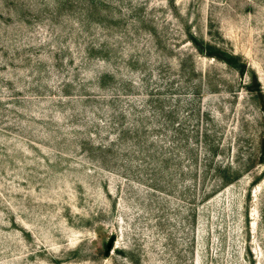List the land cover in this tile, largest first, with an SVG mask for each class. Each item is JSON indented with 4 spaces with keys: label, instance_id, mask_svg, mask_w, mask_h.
Returning <instances> with one entry per match:
<instances>
[{
    "label": "rangeland",
    "instance_id": "1",
    "mask_svg": "<svg viewBox=\"0 0 264 264\" xmlns=\"http://www.w3.org/2000/svg\"><path fill=\"white\" fill-rule=\"evenodd\" d=\"M263 152L264 0H0V264H264Z\"/></svg>",
    "mask_w": 264,
    "mask_h": 264
},
{
    "label": "trees",
    "instance_id": "2",
    "mask_svg": "<svg viewBox=\"0 0 264 264\" xmlns=\"http://www.w3.org/2000/svg\"><path fill=\"white\" fill-rule=\"evenodd\" d=\"M111 242H112V240H111ZM110 242L108 241V244L106 245V248H105V252L104 253H107L106 251L108 250V248L110 247Z\"/></svg>",
    "mask_w": 264,
    "mask_h": 264
},
{
    "label": "water",
    "instance_id": "3",
    "mask_svg": "<svg viewBox=\"0 0 264 264\" xmlns=\"http://www.w3.org/2000/svg\"><path fill=\"white\" fill-rule=\"evenodd\" d=\"M261 157L264 158V152L262 153Z\"/></svg>",
    "mask_w": 264,
    "mask_h": 264
}]
</instances>
